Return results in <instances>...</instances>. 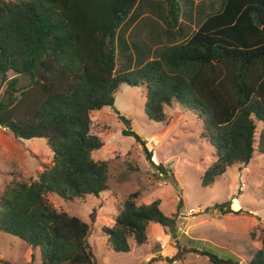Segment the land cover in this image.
<instances>
[{"label":"trees","instance_id":"obj_1","mask_svg":"<svg viewBox=\"0 0 264 264\" xmlns=\"http://www.w3.org/2000/svg\"><path fill=\"white\" fill-rule=\"evenodd\" d=\"M152 1L164 6L165 32L177 31L178 0ZM140 2L0 0V77L15 75L0 100V128L17 140L45 139L53 161L36 180L12 179L5 185L0 234L37 251L41 264H96L86 243L89 226L52 209L45 196L82 200L109 190L108 162L91 158L104 144L90 134L89 115L113 107L122 85L145 88L143 111L149 121L165 123V108L173 102L202 121L201 137L216 159L203 172L201 187H211L229 167L245 168L254 156L264 157V0H221L188 38L163 45L158 57L142 64L131 54L124 65L134 68L117 72V56L121 53L125 62L131 46L127 30L143 12ZM138 53L136 48V58ZM21 78L26 83L19 85ZM119 119L126 128L122 134L133 137L150 161L152 151L127 119ZM155 169L168 179L163 164ZM138 196L123 199L112 225L102 228L115 253H128L131 238L137 246L145 244L151 224L166 233L175 230L176 213L164 215L159 200L138 205ZM229 206L215 209L236 214ZM257 242L246 246L247 264H264V229ZM205 264L240 261L211 256Z\"/></svg>","mask_w":264,"mask_h":264},{"label":"rangeland","instance_id":"obj_2","mask_svg":"<svg viewBox=\"0 0 264 264\" xmlns=\"http://www.w3.org/2000/svg\"><path fill=\"white\" fill-rule=\"evenodd\" d=\"M220 1L178 0L182 12L180 28L163 33L161 26L165 12L161 10L164 6L161 2L141 0L138 9L144 4L142 14L145 18L131 33V46L124 53L125 62L121 60V53L117 56V72L134 68V65L124 64H129L136 48L141 49V58H145L144 44L150 52V43L163 40V45L175 44L188 38L207 14L220 8ZM144 22L155 25H143ZM144 37L149 42L142 40ZM14 76L8 73L5 79L0 77V100L4 98L7 81ZM24 83L21 78L18 84ZM114 98L113 107L89 115L90 134L104 144L92 153L91 158L108 162L109 190L98 198L86 196L82 200L69 201L48 194L45 196L47 204L89 226L86 243L96 264H203L208 263L207 256L201 258L205 252L222 260H245L248 255L240 253L237 246L256 245L261 227H264V157L254 156L245 168L239 165L227 168L211 187L203 188L200 178L216 158L213 148L201 137L203 125L197 115L184 111L173 102L171 107L165 108V123L149 121L143 111L144 87L122 85ZM120 117L129 121V128L152 151L150 161L133 137L122 134L126 128ZM259 130L260 125L257 134ZM158 164L169 170L167 180L155 169ZM52 165V151L45 139L17 140L10 131L0 128V195L12 179L29 183ZM241 184L244 188L239 191ZM136 192L139 194L138 205L159 200L164 215L177 214L175 233L179 238L172 240V232L166 233L157 224L156 227H161L169 238L167 245L161 244L155 239L150 225L145 244L137 246L131 238L128 253H115L107 244L102 228L112 225L119 203ZM234 198L241 204L237 211H232L236 214L220 217L215 206L230 202L231 207ZM190 210L195 213L190 214ZM251 225L257 226L260 232ZM218 236L223 237L218 239ZM230 241L238 245L233 247L228 243ZM213 244L227 247L231 254L215 249ZM0 264H41V261L39 253L32 252L22 241L0 234Z\"/></svg>","mask_w":264,"mask_h":264},{"label":"crops","instance_id":"obj_3","mask_svg":"<svg viewBox=\"0 0 264 264\" xmlns=\"http://www.w3.org/2000/svg\"><path fill=\"white\" fill-rule=\"evenodd\" d=\"M157 14H159L158 12H157ZM144 15L143 14H141L138 18H136L135 19V21H134V23L129 27V29L127 30V33H126V35H125V37L128 39V42H129V39H130V36H131V33H132V31L141 23V21L142 20H144ZM164 21V20H163ZM144 24H148V26H154L155 24H153V23H146V22H144L143 23V25ZM163 24V23H162ZM164 26V25H163ZM163 26H161L162 27V32L163 33H165V31H164V28H163ZM141 27H142V25H141ZM142 40H146V41H148V38H146V37H144V38H142ZM149 42V41H148ZM163 44H164V42H163V40L162 41H160V42H158V43H150L149 44V48H150V52H147L148 50L146 49V45L144 44V55H145V58H141V53H140V51H141V49H138V54H139V57H137L136 58V56L134 55V52L132 53V61H138V62H140V64H142V61H144V63L146 62V61H149V60H152V59H154V58H156L157 57V53H158V51L160 50V48L163 46ZM131 45V44H130ZM237 204V205H236ZM235 205H236V207H235ZM241 207V204H240V202H239V200L237 199V198H234L233 199V202H231V207H230V209H231V211H237L239 208ZM214 211H217V210H214ZM214 213H216V212H214ZM217 213L219 214V212L217 211ZM216 216V218H219V216L216 214L215 215ZM220 217H222V215H220ZM258 224H259V222L258 221H256ZM151 226H152V229H153V232H154V234H155V239H157L158 240V242H161V244H165V245H167L168 244V242H169V238H168V236H166L165 234H164V231H163V229L160 227V228H158V227H156L157 226V224H151ZM252 226V225H251ZM252 227H255V229L257 230V231H259L258 230V227L257 226H252ZM261 228H263L264 229V227H261ZM262 229V230H263ZM224 232H226V231H224ZM260 232V231H259ZM176 235H177V237H176ZM253 236V235H252ZM220 237H223V236H218V239H220ZM174 238H177V240H178V234L177 233H175V234H172V240L174 239ZM227 241V240H226ZM229 241V240H228ZM225 242V241H224ZM230 245H232L233 247H235V246H237L238 244H235L233 241H230V242H228ZM213 245H215V246H213L215 249H218V250H224V251H227L228 253H230L231 254V251H229V249L227 248V247H224V246H217V244H213ZM246 246H248V245H246ZM243 247V244H242V246L241 245H238L237 247H238V249L239 250H241V252L240 253H242V254H247L248 255V252H247V247ZM234 252H237V251H235V250H233ZM202 256H204V257H201L202 259H204L205 258V256H207V259H209V257H211V256H215V255H211V254H209V253H206L205 252V254L204 255H202ZM217 257V256H216ZM240 261V264H247L248 263V257L245 259V260H239ZM202 262H203V260H202ZM203 264H205V263H203Z\"/></svg>","mask_w":264,"mask_h":264},{"label":"built area","instance_id":"obj_4","mask_svg":"<svg viewBox=\"0 0 264 264\" xmlns=\"http://www.w3.org/2000/svg\"><path fill=\"white\" fill-rule=\"evenodd\" d=\"M244 188V184L241 185L240 191ZM191 213V210L189 211ZM194 213V212H193Z\"/></svg>","mask_w":264,"mask_h":264},{"label":"water","instance_id":"obj_5","mask_svg":"<svg viewBox=\"0 0 264 264\" xmlns=\"http://www.w3.org/2000/svg\"><path fill=\"white\" fill-rule=\"evenodd\" d=\"M172 234H175V230L172 231Z\"/></svg>","mask_w":264,"mask_h":264},{"label":"clouds","instance_id":"obj_6","mask_svg":"<svg viewBox=\"0 0 264 264\" xmlns=\"http://www.w3.org/2000/svg\"><path fill=\"white\" fill-rule=\"evenodd\" d=\"M140 146V145H139ZM153 156V155H152ZM152 159V158H151ZM154 165V164H153ZM242 185V184H241ZM240 191V190H239ZM194 213H195V211H194ZM191 214V213H190Z\"/></svg>","mask_w":264,"mask_h":264},{"label":"bare ground","instance_id":"obj_7","mask_svg":"<svg viewBox=\"0 0 264 264\" xmlns=\"http://www.w3.org/2000/svg\"><path fill=\"white\" fill-rule=\"evenodd\" d=\"M192 212H193V211H192ZM192 212H191V213H192Z\"/></svg>","mask_w":264,"mask_h":264}]
</instances>
